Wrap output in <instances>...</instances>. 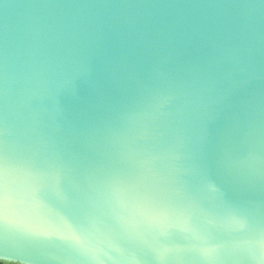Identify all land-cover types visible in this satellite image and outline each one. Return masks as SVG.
<instances>
[{
  "label": "water",
  "instance_id": "water-1",
  "mask_svg": "<svg viewBox=\"0 0 264 264\" xmlns=\"http://www.w3.org/2000/svg\"><path fill=\"white\" fill-rule=\"evenodd\" d=\"M78 22L92 40L89 73L59 96L55 130L46 98L32 101L40 114L38 132L51 134L62 165L64 184H79L106 174L115 165L106 126L115 111L136 96L154 69L176 76L189 70L211 73L225 98L209 114L204 160L210 182L224 184L245 133L254 129L264 148V0H0V154L29 147L30 125L23 118L28 103L25 89L43 94L52 61L58 73H73L70 57L50 37L49 29ZM239 51L235 65L224 63ZM47 69L46 65H42ZM230 73V75H229ZM243 80L236 88L231 81ZM238 199L258 202L264 209V176L257 184L236 190ZM55 204L43 205L55 214ZM71 222L78 228L75 218ZM7 235L0 230V261L13 264H103L112 261L100 249L71 258L42 241L18 238L14 213Z\"/></svg>",
  "mask_w": 264,
  "mask_h": 264
},
{
  "label": "clouds",
  "instance_id": "clouds-1",
  "mask_svg": "<svg viewBox=\"0 0 264 264\" xmlns=\"http://www.w3.org/2000/svg\"><path fill=\"white\" fill-rule=\"evenodd\" d=\"M49 33L62 46H71L63 49V56L70 57L75 71L58 73L52 64L56 57L35 66L34 71L41 74L47 70L41 81L45 87L40 95L25 89L28 103L21 106L27 110L22 116L30 125L32 137L26 150L13 151L12 155L16 163L36 175L56 176L62 175V165L54 152L52 135L38 132L40 114L31 108L32 101L41 98L49 101L48 115L54 131L58 127L55 120L60 112L59 96L69 86L75 91L77 81L89 73L92 40L75 21L50 28ZM238 61V50L224 58L229 65ZM230 83L236 88L244 81ZM218 84L219 80L211 73L193 69L176 76L163 67L156 68L136 96L118 108L106 126L108 147L116 165L93 179L96 185L118 181L139 187L159 208L170 213H195L192 224L195 231L201 230L204 216L219 221L214 234L200 240L189 239V253L179 262L173 260L169 264H264V209L258 202L233 195L238 189L257 184L264 176V148L254 129L245 133L239 152L229 153L233 163L226 172L227 180L224 184L214 183L219 189L218 196L211 198L204 191L212 183L207 178L204 160L205 127L209 114L216 112V106L226 95L220 93ZM63 186L73 199V207L53 203L57 211L49 214L48 220L56 224L59 216L70 221L75 218L81 228L77 211L84 207L85 201ZM232 217L243 223V230L230 227L227 221Z\"/></svg>",
  "mask_w": 264,
  "mask_h": 264
},
{
  "label": "snow or ice",
  "instance_id": "snow-or-ice-1",
  "mask_svg": "<svg viewBox=\"0 0 264 264\" xmlns=\"http://www.w3.org/2000/svg\"><path fill=\"white\" fill-rule=\"evenodd\" d=\"M63 185L62 175H36L16 163L13 155L0 154V230L7 235L11 211L23 242H46L71 258L100 249L103 256L118 264H169L189 253V239L212 235L219 224L216 217L204 216L201 230L195 231V213H170L139 187L118 181L103 186L89 181L87 191L73 184L72 194L85 201L77 211L82 226L75 228L64 216L53 224L43 211L44 204L73 207V199ZM204 191L211 198L219 194L214 183L206 185ZM227 223L233 229L244 228L236 217ZM93 258L103 264L99 256Z\"/></svg>",
  "mask_w": 264,
  "mask_h": 264
},
{
  "label": "trees",
  "instance_id": "trees-1",
  "mask_svg": "<svg viewBox=\"0 0 264 264\" xmlns=\"http://www.w3.org/2000/svg\"><path fill=\"white\" fill-rule=\"evenodd\" d=\"M0 264H13V263H5V262H1V261H0Z\"/></svg>",
  "mask_w": 264,
  "mask_h": 264
}]
</instances>
